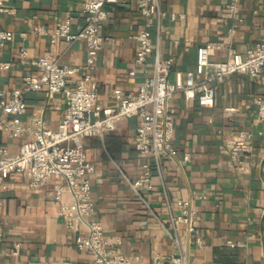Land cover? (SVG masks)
<instances>
[{
	"label": "crops",
	"instance_id": "obj_1",
	"mask_svg": "<svg viewBox=\"0 0 264 264\" xmlns=\"http://www.w3.org/2000/svg\"><path fill=\"white\" fill-rule=\"evenodd\" d=\"M84 0H8L14 11H0V28L13 31V38L0 43V59L10 64L0 69V89L10 91L22 84L29 72H37L33 62L21 60L26 48L29 59L49 54L61 64L78 66L71 80L78 79L87 58L84 39L68 40L52 35L57 22L70 18L71 30L78 31L85 21ZM166 11L160 39L155 31V50L147 69L159 51L162 58L174 55L173 69L194 68L200 43L212 42L222 47L212 49L213 59H224L232 44L245 53L264 33V0H239L234 14L229 0H162ZM109 16L101 23L104 45L94 77L98 80L99 100L116 103L114 89L135 94L144 77L136 62L138 31L147 19L137 0L107 4ZM184 14V16H181ZM42 24L46 32L32 31ZM179 39L178 43L174 40ZM137 68L132 74L130 70ZM174 79V72L171 73ZM216 105L205 108L196 99H186L176 92L170 103L175 108L174 142L179 154L165 158L164 183L154 171L153 189L132 185L141 170L144 157L135 147L138 116L122 118L104 136L83 137L92 173L96 211L112 244L121 248L131 264H178L172 257L183 252L184 264H264V120L257 116L258 98L264 97V72L253 76L233 72L214 79ZM66 107L61 92L27 94V108L21 114L5 115L0 104V145L15 155L21 142L33 136V110L44 111L47 122L57 127ZM1 124L3 126H1ZM21 128L24 133L15 135ZM242 130L251 132V149L233 156L227 146ZM190 153V159L184 153ZM10 186L0 188L4 207L0 213V260L3 264H96L91 250L75 244V231L60 213L62 202H72L65 187L55 197L56 185L64 182L53 176L34 186L26 172H13ZM143 196L147 201L143 199ZM191 198L197 210L196 229L191 234L180 226L181 248L172 236L167 199L179 210L176 201ZM83 229L87 228L81 222ZM22 242L19 254L12 250ZM233 242V243H231Z\"/></svg>",
	"mask_w": 264,
	"mask_h": 264
},
{
	"label": "built area",
	"instance_id": "obj_2",
	"mask_svg": "<svg viewBox=\"0 0 264 264\" xmlns=\"http://www.w3.org/2000/svg\"><path fill=\"white\" fill-rule=\"evenodd\" d=\"M7 1L0 0V11H14L13 7L7 5ZM119 1L121 0H84L85 21L78 31L71 30L70 18L57 22L53 40L57 35H62L68 40L82 38L87 43V58L82 75L78 79L71 80V76L77 73L78 66L61 64L49 54L31 60L26 48H22L21 60L33 62L38 71L27 73L22 84L10 91L0 89V104L5 115L23 113L27 108V94L31 91L43 90L47 95L61 92L64 95L66 107L57 127L47 122L43 110L36 109L32 114L33 136L21 142L19 151L10 156L8 148L0 145V188H9V176L13 172H26L34 186L44 184L53 176L62 178L64 182L57 183L55 197L60 198L67 187L73 195V201L62 202L60 213L68 226L75 231V244L81 249L91 250L95 255L96 264L131 262L121 248L112 244L102 221L92 216L96 211L92 182L95 164L89 158L83 137L104 136L114 129L122 118L137 115L139 120L135 147L144 160L139 174L131 181L132 185L141 195L143 188L153 189L156 169L165 188L163 160L177 157L179 154V148L174 142L176 110L170 103L176 92L182 91L186 99H196L205 108H214V79L233 72H244L253 76L264 72V33L245 53L232 44L224 45V59L212 58V49L222 47V44L200 43L196 49L194 68L173 69L174 55L163 59L157 51L153 70L149 72L147 64L149 56L155 50V31L160 39L166 11L162 0H137L140 11L147 17L137 34L139 48L136 53V62L143 67L144 77L135 94L127 95L122 87H116V103L104 104L99 100V85L93 70L104 45L101 23L109 16L107 4ZM229 7L236 14L239 10V0H229ZM32 31L46 32V29L42 24H36ZM12 38V30L0 28V43ZM174 42L178 43L179 39ZM9 64L8 61L0 59V69L7 68ZM130 72L135 74L137 68H132ZM172 72L174 79L170 78ZM257 116L264 120V97L258 98ZM23 133L21 128L14 130L15 135ZM250 138L251 132L242 130L237 138L230 139L227 146L231 154L240 156L243 151L251 149ZM183 156L190 159L189 152H185ZM143 199L147 201L144 196ZM174 205L167 199L171 233L174 242L181 248L180 226L184 224L190 234L194 232L197 210L191 198L177 199L176 206L179 210H175ZM3 207L4 199L0 195V213ZM81 222L87 224L86 229L81 227ZM3 237L4 233L0 229V242ZM21 247L22 242L17 241L12 253L19 254ZM172 259L178 264L185 262L183 252ZM0 264H3L1 260ZM236 264L248 262L239 260Z\"/></svg>",
	"mask_w": 264,
	"mask_h": 264
}]
</instances>
